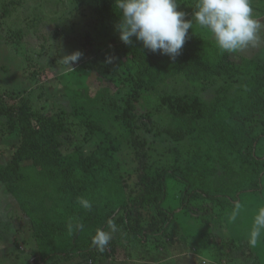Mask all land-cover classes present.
Here are the masks:
<instances>
[{
    "label": "trees",
    "instance_id": "obj_1",
    "mask_svg": "<svg viewBox=\"0 0 264 264\" xmlns=\"http://www.w3.org/2000/svg\"><path fill=\"white\" fill-rule=\"evenodd\" d=\"M60 1L66 0H30L34 14ZM83 1L92 4L103 27L112 29V50L122 64L116 67L107 60L96 68L118 86L117 91L100 97L97 108L75 96L68 108L55 99L46 112L42 106L34 111L29 102L32 97L43 105L45 94L54 99L45 87L21 98L15 90L0 97L4 119L0 130L16 135L11 157L0 163V189L32 217L39 249L33 263L48 264L54 258L62 264L95 261L101 250L93 237L97 230L111 231L110 220L116 225L107 245L111 250L125 238L174 239L178 215L189 216L199 232L208 230L203 239L216 246L213 228L218 230L224 212L242 196L263 189L264 158L257 155V148L264 135L254 137L251 123L264 112V53L258 47L252 56L224 53L189 29L181 54L173 61L144 49L134 37L131 45L121 42V13L115 0H69L74 8ZM22 2L0 0V24ZM38 20L37 15L30 16L26 30L17 27L12 41L8 35L4 41L17 48L27 32L40 38L34 22ZM178 80L194 89L169 91V83ZM207 91L215 93L204 97ZM145 97L153 106L148 110L141 108ZM163 115L171 124L161 130L150 117ZM76 120L79 132L72 130ZM69 133L79 143L65 154ZM85 147L91 148L89 153ZM170 191L185 212L177 213ZM78 198L89 200L91 210L83 209ZM70 222L82 223L83 230L69 231ZM179 240L187 242L188 236Z\"/></svg>",
    "mask_w": 264,
    "mask_h": 264
},
{
    "label": "rangeland",
    "instance_id": "obj_2",
    "mask_svg": "<svg viewBox=\"0 0 264 264\" xmlns=\"http://www.w3.org/2000/svg\"><path fill=\"white\" fill-rule=\"evenodd\" d=\"M177 2V10L185 12L187 19H192L196 0H177ZM22 4L23 6L12 14L8 21H2L0 24L1 98L6 92L12 90H15L21 98L29 96V92H33L34 88L45 87V93L49 92L52 95L50 98L54 99L50 100L45 94L43 105H37L39 101L32 97H29V102L34 111L41 110L42 106L46 112L55 99L58 104L60 102L68 108V105L76 102L72 98L75 96L85 98L88 103L97 108L100 97L105 94L113 95L117 91L118 86L106 81L96 68V64L105 63L107 60H111L112 64L116 63V67L122 62L120 56L114 54L112 50V29H106L98 22L90 2L77 3L78 8H74L69 0L49 3L45 8L37 9L35 14L33 13L34 2L23 0ZM251 6L253 17L264 24V0H251ZM32 15H37L39 18L38 22H34L40 38L37 33L27 32L18 47L12 48V45L4 41L5 35L10 36L8 42H11L12 32L17 27L26 30L27 21ZM191 30L200 32L215 43L212 35L196 26L195 23ZM261 38L262 43L258 48L264 53V29L261 31ZM256 50L257 47L250 46L239 52H251L252 56ZM76 52H80L81 56L71 64V68L64 63L63 58ZM236 54L239 53L236 52ZM35 72L38 74L34 78ZM209 86L211 88L214 85ZM193 89L194 87L179 80L172 81L168 86V90L173 92ZM210 92H204L203 96L211 97V94L215 93ZM233 95H236L234 91ZM6 98H9V95H6ZM148 99V97L142 99V110L153 107L151 103H148ZM9 102L13 101L9 100ZM150 120L151 123L158 122V128L161 130L171 124L170 118L165 115L153 116ZM255 120L251 123L254 125L253 136L264 135V112L258 113ZM2 121L4 119L0 116V122ZM145 121L149 123L148 119ZM78 122V120L75 121L72 130L79 132ZM14 136L16 135H8L0 130V163L7 162L11 157L13 152L11 143L16 139ZM65 136L67 137L64 138L66 147L62 151L68 154L70 149L79 142L74 133ZM165 145L167 147L170 143ZM90 149L85 147L86 153H89ZM257 155L264 158V139L258 145ZM207 165L211 166V163ZM262 186L260 193L242 196L241 200H237L235 205L224 212V216L220 218L218 230L213 228L216 246H212L203 239V235L208 233V230L199 232L189 216L178 215L177 223H174L172 230L174 239L164 238V241L151 239L145 242L125 238L119 242L115 241L116 244L112 250L111 247L106 246L98 253L95 261L88 259L85 264H264V235L254 246L248 242L253 218L258 209L264 207V179ZM169 195L172 205L178 208L177 213L185 212L180 208L178 199L174 200V195L179 196L178 191L175 190L174 195L173 191H170ZM49 204L50 202L46 203V208ZM237 204L241 205L239 215L232 220L231 216ZM52 215L55 216V213L53 212ZM32 223V217L27 216L20 205L0 189V264H34V258L39 254V249ZM183 234L188 236L187 242L179 240ZM226 245L232 247V250L225 249ZM76 262L73 260L67 264ZM48 264H62V262L54 258Z\"/></svg>",
    "mask_w": 264,
    "mask_h": 264
},
{
    "label": "clouds",
    "instance_id": "obj_3",
    "mask_svg": "<svg viewBox=\"0 0 264 264\" xmlns=\"http://www.w3.org/2000/svg\"><path fill=\"white\" fill-rule=\"evenodd\" d=\"M115 6L120 10L118 32L121 42L125 45L136 41L152 53H158L175 61L188 38L189 29L194 23L206 30L214 38L219 50L224 53H236L248 47H259L262 43L261 31L264 24L253 17L251 0H196L192 19L187 14L178 11L177 0H115ZM80 52L63 58L66 65L77 61ZM72 68V67H71ZM77 203L85 210H91L92 203L84 198H78ZM241 205H236L231 219L239 215ZM111 231L97 230L93 244L101 251L111 240V232L116 230L113 221L108 222ZM83 230L82 223L68 225ZM264 235V207L258 209L253 218L248 236L250 245H255Z\"/></svg>",
    "mask_w": 264,
    "mask_h": 264
}]
</instances>
